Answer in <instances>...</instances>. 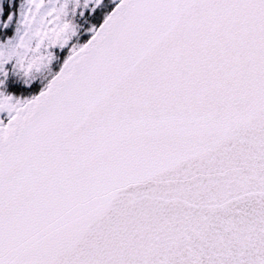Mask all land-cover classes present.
<instances>
[{"label":"snow or ice","instance_id":"1","mask_svg":"<svg viewBox=\"0 0 264 264\" xmlns=\"http://www.w3.org/2000/svg\"><path fill=\"white\" fill-rule=\"evenodd\" d=\"M0 264H264V0L0 3Z\"/></svg>","mask_w":264,"mask_h":264},{"label":"rangeland","instance_id":"2","mask_svg":"<svg viewBox=\"0 0 264 264\" xmlns=\"http://www.w3.org/2000/svg\"><path fill=\"white\" fill-rule=\"evenodd\" d=\"M23 2V0H0V3H3V5L8 8V10L10 11H14L18 8L19 6V3ZM45 3H48L49 0H44ZM54 2V0H53ZM79 23V21H77ZM89 33L87 32H84L83 35L80 36V40H82V37H86L88 36ZM61 51H65L67 52V50H61V49H56V52L58 53V55L60 54ZM47 75V69H43L39 74L38 76L40 78H43ZM38 84V82H36ZM36 91H39V88L36 89ZM19 94V93H18ZM29 93H24V95H28Z\"/></svg>","mask_w":264,"mask_h":264}]
</instances>
